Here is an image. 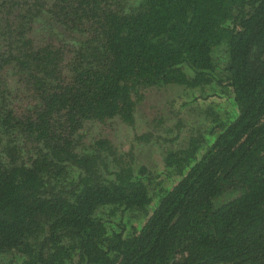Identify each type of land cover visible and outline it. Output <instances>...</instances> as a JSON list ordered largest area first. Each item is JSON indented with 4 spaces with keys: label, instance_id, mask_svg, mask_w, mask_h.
<instances>
[{
    "label": "trees",
    "instance_id": "1",
    "mask_svg": "<svg viewBox=\"0 0 264 264\" xmlns=\"http://www.w3.org/2000/svg\"><path fill=\"white\" fill-rule=\"evenodd\" d=\"M170 86L231 112L134 166ZM0 264H264V0H0Z\"/></svg>",
    "mask_w": 264,
    "mask_h": 264
},
{
    "label": "rangeland",
    "instance_id": "2",
    "mask_svg": "<svg viewBox=\"0 0 264 264\" xmlns=\"http://www.w3.org/2000/svg\"><path fill=\"white\" fill-rule=\"evenodd\" d=\"M207 95L212 94L178 86L143 92L136 104L134 123L129 125L116 119L107 128L106 135L120 154L132 158L134 166L146 165L155 171L161 170L164 153L186 142V131L182 133L175 129L179 120L188 129L212 105L220 112L230 114L231 108L225 100ZM97 136L87 135L84 142Z\"/></svg>",
    "mask_w": 264,
    "mask_h": 264
}]
</instances>
